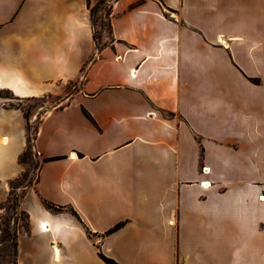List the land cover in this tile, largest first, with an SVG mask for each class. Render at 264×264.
<instances>
[{"label": "crops", "instance_id": "1", "mask_svg": "<svg viewBox=\"0 0 264 264\" xmlns=\"http://www.w3.org/2000/svg\"><path fill=\"white\" fill-rule=\"evenodd\" d=\"M98 1L0 0V90L59 100L17 264H264V0H112L101 47ZM29 123L0 104V206Z\"/></svg>", "mask_w": 264, "mask_h": 264}, {"label": "rangeland", "instance_id": "2", "mask_svg": "<svg viewBox=\"0 0 264 264\" xmlns=\"http://www.w3.org/2000/svg\"><path fill=\"white\" fill-rule=\"evenodd\" d=\"M111 1L99 0L92 7L97 47L110 42L109 10ZM69 90H73L71 85L69 86ZM0 104H3L5 107H20L24 110L25 115L30 119L28 135L33 138L41 116L47 109L59 104V100L55 96L19 99L8 90H0ZM37 159V155H28L29 163L26 164L27 179L21 178L19 181L25 182L36 177L37 169L33 166L32 162ZM19 181H14L13 184H18ZM22 191V189L13 190L14 196L21 195ZM0 216L4 221H8L11 231L20 228L22 223L20 215L15 214L11 208L7 207L6 203L0 206ZM0 264H16L15 243L13 240H7L3 244H0Z\"/></svg>", "mask_w": 264, "mask_h": 264}, {"label": "trees", "instance_id": "3", "mask_svg": "<svg viewBox=\"0 0 264 264\" xmlns=\"http://www.w3.org/2000/svg\"><path fill=\"white\" fill-rule=\"evenodd\" d=\"M14 108V106H13ZM18 108V107H16ZM29 154H33V155H37L36 152L34 151L33 148V138H31L28 135V143H27V147L26 149L20 154L19 156V162L23 163V164H27L29 163L28 160V155ZM55 159L54 157H45L43 158L41 161L39 159L35 160L32 162L33 166L38 169L41 165L42 162H47L50 160ZM28 173L25 169V171H23V173L16 179L11 180L9 182L10 185V195L9 198L6 202L7 207L11 208L15 214H19L20 215V219L22 221L20 228H18L17 230L11 231L10 226L8 224V221H4L2 219V217L0 216V231H1V235H0V244H3L4 242H6L7 240H13L15 243V255H16V264H17V238H18V234L20 231L28 230V214L26 211L21 210L20 209V198L22 197L24 190L26 187L31 186L33 184H35L38 180V174H36V177H34L31 180L25 181V182H21L19 181L21 178H24L25 180L27 179ZM14 181H19L18 184H13ZM15 189H22V194L21 195H16L14 196L13 190ZM45 206L49 209H51L54 212H61L63 210H69L72 213H74L75 215L78 216L77 212L71 208V207H67V206H63V205H56L52 202L49 201H44ZM123 223H118L117 225H115L113 228H111L109 231H107V233L113 232L115 230H117L118 228H120L122 226ZM99 255L101 256V258L107 263V264H118L114 259L109 258L107 256H105L103 253L99 252Z\"/></svg>", "mask_w": 264, "mask_h": 264}, {"label": "built area", "instance_id": "4", "mask_svg": "<svg viewBox=\"0 0 264 264\" xmlns=\"http://www.w3.org/2000/svg\"><path fill=\"white\" fill-rule=\"evenodd\" d=\"M120 58H121L120 55L117 56V59H120ZM203 170H204V172H208L209 168L208 167H204ZM203 185H210V181L203 182Z\"/></svg>", "mask_w": 264, "mask_h": 264}, {"label": "bare ground", "instance_id": "5", "mask_svg": "<svg viewBox=\"0 0 264 264\" xmlns=\"http://www.w3.org/2000/svg\"><path fill=\"white\" fill-rule=\"evenodd\" d=\"M44 227H45V229H47V228H46V225H44Z\"/></svg>", "mask_w": 264, "mask_h": 264}]
</instances>
